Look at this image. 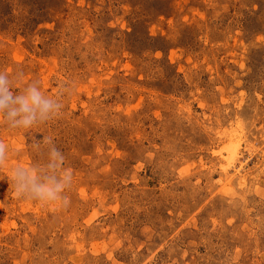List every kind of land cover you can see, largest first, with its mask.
Instances as JSON below:
<instances>
[{"label":"rangeland","instance_id":"374dc122","mask_svg":"<svg viewBox=\"0 0 264 264\" xmlns=\"http://www.w3.org/2000/svg\"><path fill=\"white\" fill-rule=\"evenodd\" d=\"M0 70L72 87L0 140L75 173L61 209L0 169V264H264V0H0Z\"/></svg>","mask_w":264,"mask_h":264},{"label":"clouds","instance_id":"9594fccd","mask_svg":"<svg viewBox=\"0 0 264 264\" xmlns=\"http://www.w3.org/2000/svg\"><path fill=\"white\" fill-rule=\"evenodd\" d=\"M71 91L70 85H61L52 94L44 90L38 78L25 82L22 71L0 70V123L11 132H28L47 125L62 116L64 98ZM28 148L36 156L32 163L10 165L11 149L0 140V169L7 170L6 179L14 197L42 207L69 208L68 193L73 188L75 173L66 154L51 135L31 138Z\"/></svg>","mask_w":264,"mask_h":264}]
</instances>
